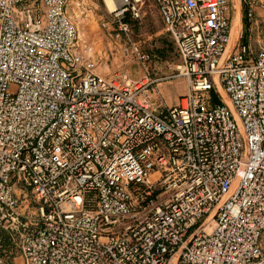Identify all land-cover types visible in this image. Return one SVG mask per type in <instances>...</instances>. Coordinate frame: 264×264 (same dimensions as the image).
<instances>
[{
    "label": "bare ground",
    "instance_id": "obj_1",
    "mask_svg": "<svg viewBox=\"0 0 264 264\" xmlns=\"http://www.w3.org/2000/svg\"><path fill=\"white\" fill-rule=\"evenodd\" d=\"M144 1L103 0L147 74L124 87L77 70L65 0H0V233L23 264H264V47L223 59L228 0H154L187 83L168 107L133 34Z\"/></svg>",
    "mask_w": 264,
    "mask_h": 264
},
{
    "label": "rangeland",
    "instance_id": "obj_2",
    "mask_svg": "<svg viewBox=\"0 0 264 264\" xmlns=\"http://www.w3.org/2000/svg\"><path fill=\"white\" fill-rule=\"evenodd\" d=\"M228 1V15L226 12L225 22L229 26L231 34L232 25L237 22L239 33L234 42L230 37L232 43L228 47L234 46V49L232 48L231 52L225 50L223 59H227L230 53L238 51L243 46L248 48L252 57L264 47V17L260 16L253 21H249L242 1V4L240 0ZM239 3L243 11L242 28L238 22L240 15ZM142 10V20L140 23H134L133 25V34L140 55L150 76L157 80V86L164 105L168 107L177 106L187 93V83L176 72L180 59L175 44L162 33V26L154 0H145ZM64 11L74 23L78 32V41L72 52L78 71L108 77L116 86L129 87L135 83L146 81L147 74L139 64L136 55L131 52L129 45L116 39V27L113 28V25H110L104 28L102 26L104 17H107V12L111 11L106 8L103 0H65ZM243 16L246 20H243ZM142 22L143 25H141ZM245 23H248L247 27H245ZM171 43H173L174 48ZM165 86L169 90L166 96L161 92ZM170 97L173 103H171ZM222 101L228 107L223 95ZM213 102L219 103L215 97ZM228 109L231 112L229 107ZM201 221L196 223V227L199 226ZM0 241V257H4L7 264H23L20 253L11 248L8 236L0 233ZM262 245L264 249V238Z\"/></svg>",
    "mask_w": 264,
    "mask_h": 264
},
{
    "label": "crops",
    "instance_id": "obj_3",
    "mask_svg": "<svg viewBox=\"0 0 264 264\" xmlns=\"http://www.w3.org/2000/svg\"><path fill=\"white\" fill-rule=\"evenodd\" d=\"M152 1H153V0H152ZM238 1H239V0H238ZM240 2H241V0H240ZM241 4H242V2H241ZM239 6H240V3H239ZM226 12H227V15H228V8H227ZM239 14H240V15H239V23H240V26H241V28H242V14H243V11H242L241 6H240V13H239ZM144 15H145V14H144ZM158 16H159V15H158ZM144 18H145V17H144ZM233 18H234V17H233ZM159 19H160V17H159ZM160 22H161V20H160ZM232 23H233V20H232ZM141 25H143V22L141 23ZM231 25H232V24H231ZM169 41H170V40H169ZM170 42H171V41H170ZM171 44H172V46H173V48H174L173 43H171ZM161 92H162V94H163L164 96H166V94H168V92H169L167 86H165V87L162 89ZM168 97H169V96H168ZM170 101H171V103H173L171 97H170ZM3 234H5V233H3ZM5 235H7V234H5ZM7 236H8V235H7ZM8 238H9V241H10V244H11V248L19 252V249L17 248V246L15 245V243L10 239L9 236H8ZM0 243H1V241H0ZM19 253H20V252H19ZM20 255H21V253H20ZM21 257H22V256H21ZM21 261H23V259H22ZM0 264H7V261L5 260L4 257H3V258L0 257Z\"/></svg>",
    "mask_w": 264,
    "mask_h": 264
},
{
    "label": "trees",
    "instance_id": "obj_4",
    "mask_svg": "<svg viewBox=\"0 0 264 264\" xmlns=\"http://www.w3.org/2000/svg\"><path fill=\"white\" fill-rule=\"evenodd\" d=\"M243 20H246V19L244 18V16H243ZM247 26H248V23H247V24L245 23V27H247Z\"/></svg>",
    "mask_w": 264,
    "mask_h": 264
}]
</instances>
